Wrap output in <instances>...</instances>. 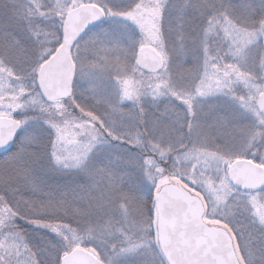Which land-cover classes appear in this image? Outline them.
Returning <instances> with one entry per match:
<instances>
[{"label": "snow or ice", "instance_id": "6c2138e0", "mask_svg": "<svg viewBox=\"0 0 264 264\" xmlns=\"http://www.w3.org/2000/svg\"><path fill=\"white\" fill-rule=\"evenodd\" d=\"M0 264H264V0H0Z\"/></svg>", "mask_w": 264, "mask_h": 264}]
</instances>
